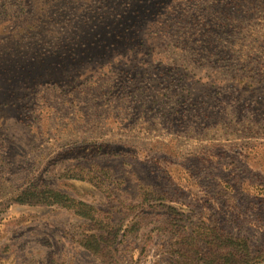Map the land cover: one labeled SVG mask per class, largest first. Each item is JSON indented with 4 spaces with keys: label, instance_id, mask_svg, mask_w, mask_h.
I'll return each mask as SVG.
<instances>
[{
    "label": "rangeland",
    "instance_id": "374dc122",
    "mask_svg": "<svg viewBox=\"0 0 264 264\" xmlns=\"http://www.w3.org/2000/svg\"><path fill=\"white\" fill-rule=\"evenodd\" d=\"M171 222L264 264V0H0V264H165Z\"/></svg>",
    "mask_w": 264,
    "mask_h": 264
},
{
    "label": "trees",
    "instance_id": "16d2710c",
    "mask_svg": "<svg viewBox=\"0 0 264 264\" xmlns=\"http://www.w3.org/2000/svg\"><path fill=\"white\" fill-rule=\"evenodd\" d=\"M191 9V8H190ZM46 198L38 196L33 200H20V202H26L28 204H37L43 203ZM68 201V209L70 207V203H73L72 198ZM62 198H52L48 200V205H54V203L62 205ZM67 200V199H65ZM84 208H92L84 203L77 202ZM65 206L67 204L64 203ZM172 210V209H171ZM176 219L178 221H182L180 216L176 214ZM171 227H175L176 223H169ZM179 234L181 235L178 238V242L176 244L179 246L175 251V258H171L165 264H248L249 260L252 259V255L250 253L249 247L246 242H242L243 238H233L231 236H225L220 238L218 234L212 229L207 228L202 233H197L195 229H184V226L176 225ZM179 235V236H180ZM90 241H87L84 244L91 251L98 252V249H101V246L104 242V239L96 237L94 234L89 236ZM177 239V238H176ZM201 240H204L208 246H206V251H204L203 246L201 245ZM225 252V254H222Z\"/></svg>",
    "mask_w": 264,
    "mask_h": 264
}]
</instances>
